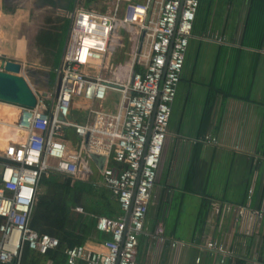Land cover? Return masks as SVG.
Segmentation results:
<instances>
[{
    "label": "crops",
    "instance_id": "obj_1",
    "mask_svg": "<svg viewBox=\"0 0 264 264\" xmlns=\"http://www.w3.org/2000/svg\"><path fill=\"white\" fill-rule=\"evenodd\" d=\"M257 1L200 0L136 264H264V221L236 219L225 208L264 211V9L252 14ZM105 4L107 12L109 0ZM80 7L78 0H0V65L3 60L27 65L35 44L42 65L57 70L48 64L39 35L54 26L67 41ZM47 10L48 16L35 18ZM131 38L118 30L117 46L106 60L107 76L122 81L132 71L137 43ZM119 102L120 94L109 92L98 104L116 112ZM86 117V102L77 101L70 119L83 123ZM205 136L218 144L201 142ZM68 141L75 148L78 136L72 133ZM105 164V158L94 156L83 181L99 184ZM205 197L212 203L200 220ZM108 238L100 233L85 245L102 251L100 243ZM211 240L228 247L233 257L222 262V255L206 249Z\"/></svg>",
    "mask_w": 264,
    "mask_h": 264
},
{
    "label": "built area",
    "instance_id": "obj_2",
    "mask_svg": "<svg viewBox=\"0 0 264 264\" xmlns=\"http://www.w3.org/2000/svg\"><path fill=\"white\" fill-rule=\"evenodd\" d=\"M199 4L200 0H109L105 13L83 7L75 11L57 69L58 94L35 93L36 106L18 108L4 133L7 137H0V264H21L25 248L45 254L59 246L56 238L30 227L39 182L53 174L86 180L88 161L94 156L106 159L101 182L95 185L116 197L123 214L97 218V231L109 236L100 243L102 251L86 245L70 248L64 264H136ZM119 29L137 43L132 71L122 81L106 75V60L117 46ZM109 92L120 94L116 112L98 104ZM77 101L87 105L83 123L70 119ZM69 128L78 136L75 148L64 137ZM200 141L218 144L211 136ZM225 208L236 219L264 221L262 210ZM247 237L241 241L244 249ZM205 247L222 255V262L233 257V251L216 241Z\"/></svg>",
    "mask_w": 264,
    "mask_h": 264
},
{
    "label": "trees",
    "instance_id": "obj_3",
    "mask_svg": "<svg viewBox=\"0 0 264 264\" xmlns=\"http://www.w3.org/2000/svg\"><path fill=\"white\" fill-rule=\"evenodd\" d=\"M104 1L78 0V4L87 10L95 9L105 12L108 6L104 5ZM262 7L264 9V0L257 1L252 14L255 15ZM252 22L254 21L251 20L248 23L249 29L254 24ZM60 31L61 28L56 29L52 26L41 31L39 35V46L44 52H47L48 64L56 66L57 69L66 44ZM55 77V74H51L52 83L56 82ZM72 133L75 134L70 129H66L65 139L68 140ZM73 142H75V138ZM95 184L91 179L77 181L63 174H53L41 178L32 210L30 227L40 234L56 238L59 241V246L45 254L25 248L21 264H64L67 258L66 250L85 245L95 235H100V232L96 230L97 218L102 216L115 218L123 214L116 197L107 189ZM211 203L212 201L207 197L203 198L199 214L200 220L210 208ZM78 209H81L82 212Z\"/></svg>",
    "mask_w": 264,
    "mask_h": 264
},
{
    "label": "water",
    "instance_id": "obj_4",
    "mask_svg": "<svg viewBox=\"0 0 264 264\" xmlns=\"http://www.w3.org/2000/svg\"><path fill=\"white\" fill-rule=\"evenodd\" d=\"M23 65L11 60H3L0 65V103L9 104L17 108L32 109L37 104L35 92L29 86L27 80L21 74ZM61 77L58 78L55 93L58 94ZM153 123L151 120L150 131ZM131 210L127 212L130 217ZM127 219V220H128Z\"/></svg>",
    "mask_w": 264,
    "mask_h": 264
},
{
    "label": "rangeland",
    "instance_id": "obj_5",
    "mask_svg": "<svg viewBox=\"0 0 264 264\" xmlns=\"http://www.w3.org/2000/svg\"><path fill=\"white\" fill-rule=\"evenodd\" d=\"M49 13L50 11L48 10L42 13H38V14L35 13V18L42 19L44 15L48 16ZM53 13L54 12L50 14L51 17ZM40 55L42 56L43 54H40ZM40 55L37 52V48L34 44V46L31 48V51H30L29 62L27 63V65L23 66V70L21 74L24 76L29 86L36 94H40V93L45 94L46 92V94L53 96L56 91L57 81L59 78V72L58 70H53L51 68H47L46 66L42 65L41 59L44 61V58L43 56L41 57ZM127 57L130 58V56L128 55ZM51 73H56L57 75V81L54 83H50L49 81ZM7 106H9V104ZM9 108L10 110H14L17 112L16 110L17 107L10 105ZM9 123H7V126L9 125ZM0 131L2 132V129H0Z\"/></svg>",
    "mask_w": 264,
    "mask_h": 264
},
{
    "label": "bare ground",
    "instance_id": "obj_6",
    "mask_svg": "<svg viewBox=\"0 0 264 264\" xmlns=\"http://www.w3.org/2000/svg\"><path fill=\"white\" fill-rule=\"evenodd\" d=\"M7 105L8 104L0 103V122H1L0 129H2V132L7 131L9 127V125L7 126V123L9 122L12 123L13 119L15 118V115L18 113V108L16 109L17 110L16 112L14 110H10L9 108L10 105L9 106Z\"/></svg>",
    "mask_w": 264,
    "mask_h": 264
}]
</instances>
